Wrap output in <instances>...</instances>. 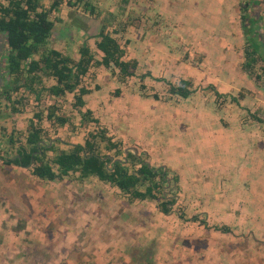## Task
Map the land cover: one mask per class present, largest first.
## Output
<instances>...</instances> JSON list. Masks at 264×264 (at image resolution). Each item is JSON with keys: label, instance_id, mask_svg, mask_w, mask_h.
<instances>
[{"label": "rangeland", "instance_id": "374dc122", "mask_svg": "<svg viewBox=\"0 0 264 264\" xmlns=\"http://www.w3.org/2000/svg\"><path fill=\"white\" fill-rule=\"evenodd\" d=\"M236 1L93 0L98 18L67 3L51 15L53 47L79 58L86 41L101 57L95 38L106 24L118 29L138 73H152L124 82L95 67L85 81L92 89L86 109L126 151L145 152L154 166L177 175L179 205L190 216L207 213L210 227L175 212L164 217L153 204L124 206L112 186L73 178L42 182L0 161V264H264V122L249 115L264 121V79L242 67L247 42ZM181 79L194 85L186 99L169 93ZM228 95L239 96L240 104ZM71 99L63 113L78 125L81 112ZM35 104L32 97L16 116L3 106L0 133L11 123L24 130ZM56 130L53 140L67 143L81 142L87 132L69 124ZM8 141L0 149L13 155Z\"/></svg>", "mask_w": 264, "mask_h": 264}, {"label": "trees", "instance_id": "16d2710c", "mask_svg": "<svg viewBox=\"0 0 264 264\" xmlns=\"http://www.w3.org/2000/svg\"><path fill=\"white\" fill-rule=\"evenodd\" d=\"M49 1L50 6L46 7L45 0H0V109L5 106L11 116H16L28 110L32 97L37 103L24 130H19L16 123H11V130L5 125L1 127L0 145L4 147V139L8 138L14 154L6 155L0 149V161L30 170L42 182L73 178L80 183L98 182L112 186L119 191L124 206L153 204L164 217L175 212L182 220L209 228L206 213L192 212L190 216L187 207L179 205L177 175L172 176L164 166H154L145 152L126 151L123 141L115 140L93 110L86 109V97L92 89L85 81L95 67L111 69L124 82L137 75L145 81L152 73H138L139 62L127 59L126 48L116 35L118 29L111 30L106 24L101 26L95 38L101 57L96 56L86 41L79 48V58L53 47L49 39L56 23L51 15L57 13L63 3L82 5L97 18L98 14L93 0ZM237 9L247 42L242 67L256 80H263L264 0H238ZM259 68L262 72H258ZM46 79L53 83L46 85ZM145 86L142 83V87ZM194 92V85L188 79H181L169 87L172 96L184 99ZM44 94L50 100L48 104L42 98ZM216 96L225 97L219 91ZM228 96L231 102L238 104L240 97H245L243 93L240 97ZM70 97L73 109L81 112L78 125L63 113L65 101ZM249 115L264 122L256 113ZM91 123L97 126L91 128ZM68 124L72 129L81 126L87 130L81 142L53 140L52 129L55 127L58 131ZM167 187L172 189L170 195L166 192ZM215 229L230 230L227 226L217 225Z\"/></svg>", "mask_w": 264, "mask_h": 264}, {"label": "crops", "instance_id": "0c3cea01", "mask_svg": "<svg viewBox=\"0 0 264 264\" xmlns=\"http://www.w3.org/2000/svg\"><path fill=\"white\" fill-rule=\"evenodd\" d=\"M217 1V0H216ZM237 3H238V0L236 1L235 5H236V9H237ZM207 214V213H206ZM263 264V263H262Z\"/></svg>", "mask_w": 264, "mask_h": 264}, {"label": "water", "instance_id": "95a60500", "mask_svg": "<svg viewBox=\"0 0 264 264\" xmlns=\"http://www.w3.org/2000/svg\"><path fill=\"white\" fill-rule=\"evenodd\" d=\"M137 153V152H136Z\"/></svg>", "mask_w": 264, "mask_h": 264}]
</instances>
